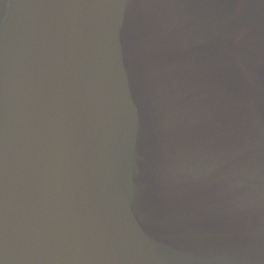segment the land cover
<instances>
[{
  "label": "water",
  "instance_id": "water-1",
  "mask_svg": "<svg viewBox=\"0 0 264 264\" xmlns=\"http://www.w3.org/2000/svg\"><path fill=\"white\" fill-rule=\"evenodd\" d=\"M0 264H264V0H0Z\"/></svg>",
  "mask_w": 264,
  "mask_h": 264
}]
</instances>
